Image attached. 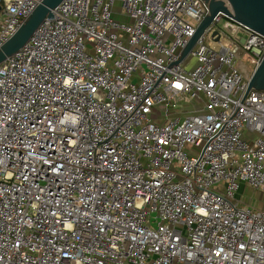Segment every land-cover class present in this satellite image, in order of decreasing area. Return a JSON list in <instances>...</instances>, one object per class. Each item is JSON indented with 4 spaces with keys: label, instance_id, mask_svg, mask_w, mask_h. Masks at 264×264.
<instances>
[{
    "label": "built area",
    "instance_id": "built-area-1",
    "mask_svg": "<svg viewBox=\"0 0 264 264\" xmlns=\"http://www.w3.org/2000/svg\"><path fill=\"white\" fill-rule=\"evenodd\" d=\"M41 1L0 0V47ZM209 15L62 0L0 63V264H264V35L218 10L183 54Z\"/></svg>",
    "mask_w": 264,
    "mask_h": 264
},
{
    "label": "water",
    "instance_id": "water-1",
    "mask_svg": "<svg viewBox=\"0 0 264 264\" xmlns=\"http://www.w3.org/2000/svg\"><path fill=\"white\" fill-rule=\"evenodd\" d=\"M61 1L62 0H42L35 7L17 31L0 47V63L23 46L41 21L44 18L52 16V10ZM209 6L210 15L198 26L194 36L185 47L183 54H186L191 48L204 26L208 24L218 10L223 11L264 35V0H209ZM248 85L257 89H264V57L251 73Z\"/></svg>",
    "mask_w": 264,
    "mask_h": 264
},
{
    "label": "rangeland",
    "instance_id": "rangeland-1",
    "mask_svg": "<svg viewBox=\"0 0 264 264\" xmlns=\"http://www.w3.org/2000/svg\"><path fill=\"white\" fill-rule=\"evenodd\" d=\"M112 17L113 19L118 20V21L123 20L121 16H118L115 14ZM209 45L213 48H218V43L210 42ZM240 63L243 64L245 70H247L248 72L252 71L253 68L250 66V64H248L247 61L240 60ZM193 103L194 101H192L191 103L187 105L184 104L185 106L183 108H181L180 103H177L176 106L174 107L175 111L179 112L182 109L183 112H188L189 110L193 108L194 106ZM170 111L175 112L174 110H170ZM237 195H238L240 203L248 204L250 206L257 207V208H262L264 206V196L260 197V193L257 192L254 188H252L250 185L246 183L240 184L237 190Z\"/></svg>",
    "mask_w": 264,
    "mask_h": 264
},
{
    "label": "crops",
    "instance_id": "crops-1",
    "mask_svg": "<svg viewBox=\"0 0 264 264\" xmlns=\"http://www.w3.org/2000/svg\"><path fill=\"white\" fill-rule=\"evenodd\" d=\"M241 184H244V183H241ZM256 191H257V190H256ZM257 192H259V191H257ZM259 193H260V197H261V196H264V195H262V193H261V192H259ZM237 197H238V195H237Z\"/></svg>",
    "mask_w": 264,
    "mask_h": 264
},
{
    "label": "trees",
    "instance_id": "trees-1",
    "mask_svg": "<svg viewBox=\"0 0 264 264\" xmlns=\"http://www.w3.org/2000/svg\"><path fill=\"white\" fill-rule=\"evenodd\" d=\"M262 208H264V206Z\"/></svg>",
    "mask_w": 264,
    "mask_h": 264
}]
</instances>
